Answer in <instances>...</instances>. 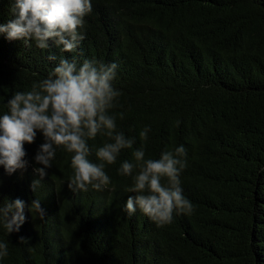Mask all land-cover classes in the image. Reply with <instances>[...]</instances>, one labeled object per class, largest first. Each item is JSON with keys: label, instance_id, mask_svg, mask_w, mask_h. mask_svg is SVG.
<instances>
[{"label": "trees", "instance_id": "1", "mask_svg": "<svg viewBox=\"0 0 264 264\" xmlns=\"http://www.w3.org/2000/svg\"><path fill=\"white\" fill-rule=\"evenodd\" d=\"M13 5L0 0V24ZM92 9L80 59L118 64L113 112L134 148L145 126L147 157L185 147L181 187L194 211L164 226L139 209L129 214L132 179L118 169L131 150L106 167L107 187L85 191L68 187L70 154L58 149L34 192L38 133L25 145L26 170L9 176L0 167V203L25 202L19 233L0 224L9 245L0 264H264V0H92ZM50 53L74 55L0 34V115L15 91L47 77ZM104 140L89 141L93 160ZM34 199L43 219L28 210Z\"/></svg>", "mask_w": 264, "mask_h": 264}, {"label": "clouds", "instance_id": "2", "mask_svg": "<svg viewBox=\"0 0 264 264\" xmlns=\"http://www.w3.org/2000/svg\"><path fill=\"white\" fill-rule=\"evenodd\" d=\"M92 0H14L13 18L0 24V34L9 41H34L45 50L52 42L71 57L49 54L47 59L55 66L46 78L35 81L30 89L15 91L7 100L6 111L0 115V167L11 176L26 170L29 161L25 145H32L37 134L43 137L34 156L33 172L40 179L33 180L35 192L48 175L57 150L70 154L73 175L70 189L100 190L111 183L106 167L116 164L124 150H131L132 159L120 162L118 173L131 177L132 185L125 202V210L139 209L158 226L173 222L174 213L191 214L193 203L184 195L181 175L187 168V151L183 145L164 150L158 158L146 156L143 142L151 131L145 126L139 132L142 141L127 136L117 124L121 92L114 87L118 64L96 59H80L78 52L85 39V17L92 12ZM123 119V114H119ZM105 138L94 150L89 141ZM25 202L19 198H5L0 203V224L9 235L19 233L25 223ZM30 213L45 217L39 199L31 201ZM29 241L20 237L18 243ZM9 254L7 242H0V260Z\"/></svg>", "mask_w": 264, "mask_h": 264}]
</instances>
